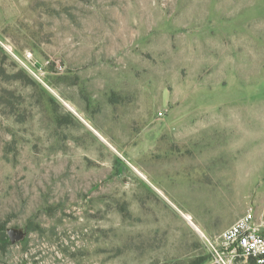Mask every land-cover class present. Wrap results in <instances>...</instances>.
Returning <instances> with one entry per match:
<instances>
[{"label":"rangeland","instance_id":"374dc122","mask_svg":"<svg viewBox=\"0 0 264 264\" xmlns=\"http://www.w3.org/2000/svg\"><path fill=\"white\" fill-rule=\"evenodd\" d=\"M0 67L27 75L0 77V264H224L223 229L264 230V0H0Z\"/></svg>","mask_w":264,"mask_h":264},{"label":"built area","instance_id":"2783aa9c","mask_svg":"<svg viewBox=\"0 0 264 264\" xmlns=\"http://www.w3.org/2000/svg\"><path fill=\"white\" fill-rule=\"evenodd\" d=\"M211 245L224 264H232L240 252L256 264H264V232L252 208L221 233L217 246Z\"/></svg>","mask_w":264,"mask_h":264},{"label":"trees","instance_id":"16d2710c","mask_svg":"<svg viewBox=\"0 0 264 264\" xmlns=\"http://www.w3.org/2000/svg\"><path fill=\"white\" fill-rule=\"evenodd\" d=\"M0 77H2L5 81H22L27 79V75L25 74L23 69L18 70L16 73L13 74V76H10L9 74H7L5 68L0 67ZM1 101V99H0ZM2 103V102H0ZM12 244L11 239L7 233V229L5 227V225H1L0 226V247L4 250H6V248L8 246H10ZM250 260L256 264L255 260L251 259Z\"/></svg>","mask_w":264,"mask_h":264},{"label":"water","instance_id":"95a60500","mask_svg":"<svg viewBox=\"0 0 264 264\" xmlns=\"http://www.w3.org/2000/svg\"><path fill=\"white\" fill-rule=\"evenodd\" d=\"M7 233L12 243L21 241L26 236V231L23 228L10 227L7 229Z\"/></svg>","mask_w":264,"mask_h":264},{"label":"crops","instance_id":"0c3cea01","mask_svg":"<svg viewBox=\"0 0 264 264\" xmlns=\"http://www.w3.org/2000/svg\"><path fill=\"white\" fill-rule=\"evenodd\" d=\"M233 224V223H232ZM231 224V225H232ZM231 225H229L228 227H230ZM228 227H226L225 229H227ZM225 229H223L222 231H221V233L225 230ZM262 229V228H261ZM263 232H264V230H262ZM210 233L212 234V235H217L218 233H219V231H214V230H212V231H210Z\"/></svg>","mask_w":264,"mask_h":264},{"label":"bare ground","instance_id":"6f19581e","mask_svg":"<svg viewBox=\"0 0 264 264\" xmlns=\"http://www.w3.org/2000/svg\"><path fill=\"white\" fill-rule=\"evenodd\" d=\"M144 175V174H143ZM143 177V176H142ZM190 216L188 215V217L187 218H189ZM191 222H193L192 220H191Z\"/></svg>","mask_w":264,"mask_h":264}]
</instances>
